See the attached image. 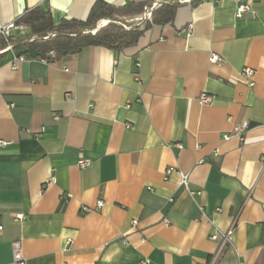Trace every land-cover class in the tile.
<instances>
[{"label": "crops", "instance_id": "0c3cea01", "mask_svg": "<svg viewBox=\"0 0 264 264\" xmlns=\"http://www.w3.org/2000/svg\"><path fill=\"white\" fill-rule=\"evenodd\" d=\"M95 1L0 0V28L36 7L84 21ZM178 2L123 50L2 59L0 264L16 242L22 264H209L230 228L215 264H264V0Z\"/></svg>", "mask_w": 264, "mask_h": 264}, {"label": "trees", "instance_id": "16d2710c", "mask_svg": "<svg viewBox=\"0 0 264 264\" xmlns=\"http://www.w3.org/2000/svg\"><path fill=\"white\" fill-rule=\"evenodd\" d=\"M159 1V6L152 10L150 20L144 21L143 27L125 23V18L142 16L145 8L153 4L129 3L114 7L103 0H96L86 20L62 19L58 24H54L49 9L36 7L26 10L13 24L16 30L22 28L27 33L10 34L6 40L0 35V62L9 51L17 56L53 62L75 56L91 46L115 50L131 47L152 25L172 22L179 0ZM201 1L190 0V3L194 6ZM102 21H107V24L101 25Z\"/></svg>", "mask_w": 264, "mask_h": 264}, {"label": "built area", "instance_id": "2783aa9c", "mask_svg": "<svg viewBox=\"0 0 264 264\" xmlns=\"http://www.w3.org/2000/svg\"><path fill=\"white\" fill-rule=\"evenodd\" d=\"M159 6V3L158 2H155L153 3V5L150 7V8H145L144 10V13L142 16H139L135 19H133L131 22L134 23L135 26H140V27H143V22L146 21V20H150L151 18V13H152V10L156 7ZM245 14H250V15H253V12H252V9L249 5L247 4H239L237 7H236V10H235V17L240 19L242 18ZM105 24H107V21L104 22ZM103 24V25H105ZM124 26V25H123ZM126 28V26H124ZM15 29L14 27V24H10V25H7V26H4L2 28H0V35L4 37V39L6 40L7 38H9L10 34H11V30ZM18 30H22V28L18 29ZM11 48L8 47V50H10ZM24 59L23 56H19L17 58V61H22ZM44 62H47L45 60H42ZM212 62H217V61H220V58H218L217 56H212L211 57V60ZM243 75L244 77L247 78L248 80V85L249 86H252L253 83H252V78L254 76V70L250 69V68H246L244 69L243 71ZM201 101L203 103H207L208 102V97L206 95H202L201 96ZM249 128V123L245 122V121H238V122H235L233 124V127H232V130L230 133L228 134H225L223 135V139L224 140H228L230 137H237V138H242L243 136V133L248 130ZM8 145L7 142L5 141H2L0 140V150L4 147H6ZM89 164V161L88 160H83V161H79L78 162V165L79 167H84L86 165ZM170 169L166 170V174H169L170 173ZM181 178H182V185H185L186 184V175H181ZM51 181H53V178H50ZM103 206V202L101 201H98L96 203V207L97 208H100ZM18 219H22L21 216H18ZM164 223H167V221L165 220ZM137 224L136 220H134L132 222V225L135 226ZM2 229V227L0 226V230ZM232 235H233V229H229L227 230L226 232H219L216 230V232H214L211 236H210V239L213 240V241H217L219 242V247H218V250L216 252V254H214V256H212V258L210 259V262L209 264H215L221 250L223 249V247L226 245V244H231V239H232ZM12 253H13V259L14 261L17 263V264H22V256H21V249H20V245L19 243H14L13 244V248H12ZM146 262H143L142 264H145Z\"/></svg>", "mask_w": 264, "mask_h": 264}, {"label": "rangeland", "instance_id": "374dc122", "mask_svg": "<svg viewBox=\"0 0 264 264\" xmlns=\"http://www.w3.org/2000/svg\"><path fill=\"white\" fill-rule=\"evenodd\" d=\"M104 22H106V21H102V22H101V25L105 24ZM129 24H130V25H131V24L133 25L134 23H129ZM126 25H128V24H126Z\"/></svg>", "mask_w": 264, "mask_h": 264}]
</instances>
